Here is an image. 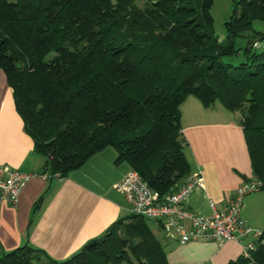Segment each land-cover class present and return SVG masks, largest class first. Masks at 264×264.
<instances>
[{
    "label": "trees",
    "instance_id": "trees-1",
    "mask_svg": "<svg viewBox=\"0 0 264 264\" xmlns=\"http://www.w3.org/2000/svg\"><path fill=\"white\" fill-rule=\"evenodd\" d=\"M211 2L0 0V70L49 179L110 147L158 195L172 191L189 174L179 104L192 95L239 112L264 190V32L252 26L264 24V0H231L223 40ZM148 220L116 219L62 260L24 243L0 252V264H167ZM255 243L228 264H264V230Z\"/></svg>",
    "mask_w": 264,
    "mask_h": 264
},
{
    "label": "crops",
    "instance_id": "crops-1",
    "mask_svg": "<svg viewBox=\"0 0 264 264\" xmlns=\"http://www.w3.org/2000/svg\"><path fill=\"white\" fill-rule=\"evenodd\" d=\"M224 110L204 108L192 95L179 104L182 152L189 173L201 178V185L191 189L186 206L202 215L208 214L209 202L219 206L244 178L251 177L241 128L234 113ZM114 158V150L105 147L66 177L49 179L43 157L32 150L31 139L22 130L0 70V164L33 175L22 187L15 207L0 205V252L26 243L53 260H62L102 235L116 219L127 217L130 205L114 185L130 168L125 162L114 163ZM42 174L45 178L38 177ZM253 198L254 194L243 197L240 216L249 227L264 230L259 215L243 211L244 206L254 205ZM146 224L159 240L167 264H228L249 240L180 244L164 235L159 221Z\"/></svg>",
    "mask_w": 264,
    "mask_h": 264
},
{
    "label": "built area",
    "instance_id": "built-area-1",
    "mask_svg": "<svg viewBox=\"0 0 264 264\" xmlns=\"http://www.w3.org/2000/svg\"><path fill=\"white\" fill-rule=\"evenodd\" d=\"M33 175L0 164V205L15 207L18 195ZM45 178V175H39ZM201 185L198 173H189L172 191L158 195L148 187L136 171L129 169L114 185L130 205L131 213L154 221H159L165 236L183 244L190 240L213 242L217 245L225 241L240 242L249 237L240 251L247 256L255 247L261 230L249 227L240 216L243 197L257 191L261 183L250 177L236 186L230 196L219 206L209 202L208 214L195 213L186 206V199L195 186Z\"/></svg>",
    "mask_w": 264,
    "mask_h": 264
},
{
    "label": "rangeland",
    "instance_id": "rangeland-1",
    "mask_svg": "<svg viewBox=\"0 0 264 264\" xmlns=\"http://www.w3.org/2000/svg\"><path fill=\"white\" fill-rule=\"evenodd\" d=\"M133 4L137 5L138 7H142L143 0H133ZM231 9V0H212L210 6V14L212 16V33L217 37L218 40L224 39V21L227 19ZM253 28L255 30L264 32V24L258 21L253 22ZM237 43L240 44L238 40ZM262 46V42L258 48ZM214 107L222 108L218 102H215ZM223 109V108H222ZM225 111V110H224ZM226 113V111H225ZM235 118H239V112H234ZM255 195L254 205L244 206L243 211H246L248 214L252 216H258L261 223L264 225V190H257V192H250L246 194V196Z\"/></svg>",
    "mask_w": 264,
    "mask_h": 264
},
{
    "label": "water",
    "instance_id": "water-1",
    "mask_svg": "<svg viewBox=\"0 0 264 264\" xmlns=\"http://www.w3.org/2000/svg\"><path fill=\"white\" fill-rule=\"evenodd\" d=\"M94 245H95V242L92 241V242H89V243H87L86 245H84V248L87 249V248H89V247H91V246H94Z\"/></svg>",
    "mask_w": 264,
    "mask_h": 264
}]
</instances>
